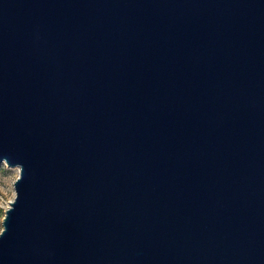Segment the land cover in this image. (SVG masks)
I'll return each instance as SVG.
<instances>
[{
	"label": "water",
	"instance_id": "water-1",
	"mask_svg": "<svg viewBox=\"0 0 264 264\" xmlns=\"http://www.w3.org/2000/svg\"><path fill=\"white\" fill-rule=\"evenodd\" d=\"M0 264H264V0H0Z\"/></svg>",
	"mask_w": 264,
	"mask_h": 264
},
{
	"label": "rangeland",
	"instance_id": "rangeland-1",
	"mask_svg": "<svg viewBox=\"0 0 264 264\" xmlns=\"http://www.w3.org/2000/svg\"><path fill=\"white\" fill-rule=\"evenodd\" d=\"M17 175V167H8L0 163V228L4 207L14 196L13 181Z\"/></svg>",
	"mask_w": 264,
	"mask_h": 264
},
{
	"label": "clouds",
	"instance_id": "clouds-1",
	"mask_svg": "<svg viewBox=\"0 0 264 264\" xmlns=\"http://www.w3.org/2000/svg\"><path fill=\"white\" fill-rule=\"evenodd\" d=\"M5 232H6V227L4 225L2 228H0V237H2L5 234Z\"/></svg>",
	"mask_w": 264,
	"mask_h": 264
},
{
	"label": "built area",
	"instance_id": "built-area-1",
	"mask_svg": "<svg viewBox=\"0 0 264 264\" xmlns=\"http://www.w3.org/2000/svg\"><path fill=\"white\" fill-rule=\"evenodd\" d=\"M5 164V163H4ZM8 207V204L7 205H5V207H4V210L6 209Z\"/></svg>",
	"mask_w": 264,
	"mask_h": 264
}]
</instances>
